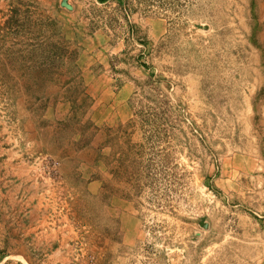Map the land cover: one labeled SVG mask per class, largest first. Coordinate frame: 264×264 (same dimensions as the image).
<instances>
[{
    "label": "rangeland",
    "instance_id": "obj_1",
    "mask_svg": "<svg viewBox=\"0 0 264 264\" xmlns=\"http://www.w3.org/2000/svg\"><path fill=\"white\" fill-rule=\"evenodd\" d=\"M61 1L0 0V264H264V0Z\"/></svg>",
    "mask_w": 264,
    "mask_h": 264
},
{
    "label": "water",
    "instance_id": "obj_2",
    "mask_svg": "<svg viewBox=\"0 0 264 264\" xmlns=\"http://www.w3.org/2000/svg\"><path fill=\"white\" fill-rule=\"evenodd\" d=\"M61 6L65 7L66 9H69V10L72 9V6L67 2V0H62L61 1Z\"/></svg>",
    "mask_w": 264,
    "mask_h": 264
},
{
    "label": "trees",
    "instance_id": "obj_3",
    "mask_svg": "<svg viewBox=\"0 0 264 264\" xmlns=\"http://www.w3.org/2000/svg\"><path fill=\"white\" fill-rule=\"evenodd\" d=\"M99 3H105L107 1H112V0H97Z\"/></svg>",
    "mask_w": 264,
    "mask_h": 264
},
{
    "label": "crops",
    "instance_id": "obj_4",
    "mask_svg": "<svg viewBox=\"0 0 264 264\" xmlns=\"http://www.w3.org/2000/svg\"><path fill=\"white\" fill-rule=\"evenodd\" d=\"M22 180V179H21ZM22 185V184H21Z\"/></svg>",
    "mask_w": 264,
    "mask_h": 264
}]
</instances>
